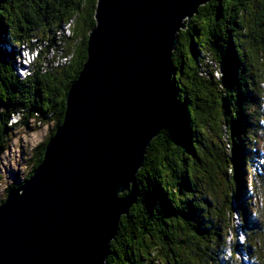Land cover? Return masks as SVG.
<instances>
[{"label":"trees","instance_id":"16d2710c","mask_svg":"<svg viewBox=\"0 0 264 264\" xmlns=\"http://www.w3.org/2000/svg\"><path fill=\"white\" fill-rule=\"evenodd\" d=\"M96 2L0 0V153L14 114L26 131L51 126L0 204L30 179L62 123ZM184 27L172 53L173 117L146 149L107 264H241L240 253L264 264V0H210ZM22 45L36 51L25 79L15 72Z\"/></svg>","mask_w":264,"mask_h":264},{"label":"water","instance_id":"95a60500","mask_svg":"<svg viewBox=\"0 0 264 264\" xmlns=\"http://www.w3.org/2000/svg\"><path fill=\"white\" fill-rule=\"evenodd\" d=\"M208 1L97 0L62 123L0 204V264H107L146 149L173 117L178 33Z\"/></svg>","mask_w":264,"mask_h":264},{"label":"rangeland","instance_id":"374dc122","mask_svg":"<svg viewBox=\"0 0 264 264\" xmlns=\"http://www.w3.org/2000/svg\"><path fill=\"white\" fill-rule=\"evenodd\" d=\"M182 29L185 30L186 28L184 27ZM2 47H4L7 51L11 50L9 46L2 45ZM14 49L16 51L15 62H17L19 50L17 47H15ZM19 64L22 65L20 62ZM15 72L17 73V68H15ZM18 76L20 75L18 74ZM25 77L23 78L21 77V78L25 79ZM261 88L264 91L263 82L261 83ZM10 123L11 124L9 125L12 126L13 121H11ZM30 123L35 125L34 119H31ZM50 127H51L50 125H47L39 128L38 130L29 129L26 131L25 129H20V127L17 126L14 129L13 136L9 144L7 145V149L3 150L2 153L0 154V197H3L5 188L10 183V181H12V173L18 171L19 173L23 174L30 169L31 163L29 160L32 157L33 150L39 144L43 143L47 139ZM240 232L241 231H238V236H239V242L241 243L243 238ZM236 259H238V261H240L241 264H243V261L244 262L246 261V257L243 254L237 255Z\"/></svg>","mask_w":264,"mask_h":264},{"label":"bare ground","instance_id":"6f19581e","mask_svg":"<svg viewBox=\"0 0 264 264\" xmlns=\"http://www.w3.org/2000/svg\"><path fill=\"white\" fill-rule=\"evenodd\" d=\"M20 48H18V52H19V55H18V58L17 60L23 65H20L19 62L17 61L16 62V68H17V73L21 76L22 75V78L28 75H30V64H32L34 62V56H36V51L33 49L31 51V58H30V62L27 63V66H25L24 64V50H22V46H19ZM25 66V67H24ZM174 70H175V67H174ZM36 72V71H35ZM263 108H264V101H263ZM263 111V110H262ZM10 122L13 121V116L10 118L9 120ZM39 124V123H38ZM12 127H13V123H12ZM38 128V127H37ZM1 154V153H0ZM22 165V163H21ZM18 172V171H17ZM242 234V233H241Z\"/></svg>","mask_w":264,"mask_h":264},{"label":"built area","instance_id":"2783aa9c","mask_svg":"<svg viewBox=\"0 0 264 264\" xmlns=\"http://www.w3.org/2000/svg\"><path fill=\"white\" fill-rule=\"evenodd\" d=\"M22 50H24V64L25 66H27V63L30 62V58H31V49L26 47V46H23L22 45ZM22 77V75H21ZM263 84H264V73H263ZM20 119V115L19 114H14L13 115V128L15 129L17 124H18V121Z\"/></svg>","mask_w":264,"mask_h":264}]
</instances>
